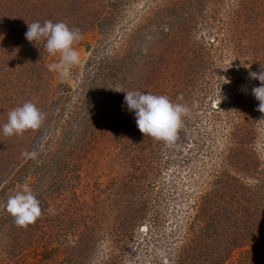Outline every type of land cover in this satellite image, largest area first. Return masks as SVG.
Segmentation results:
<instances>
[{"label": "rangeland", "instance_id": "obj_1", "mask_svg": "<svg viewBox=\"0 0 264 264\" xmlns=\"http://www.w3.org/2000/svg\"><path fill=\"white\" fill-rule=\"evenodd\" d=\"M45 20L81 32L67 75L25 37ZM241 61L264 65V0H0V125L26 101L45 113L0 133V264H262L261 82ZM126 90L189 108L174 142L138 129ZM25 184L43 214L18 227Z\"/></svg>", "mask_w": 264, "mask_h": 264}, {"label": "clouds", "instance_id": "obj_2", "mask_svg": "<svg viewBox=\"0 0 264 264\" xmlns=\"http://www.w3.org/2000/svg\"><path fill=\"white\" fill-rule=\"evenodd\" d=\"M25 37L34 43L44 40V47L50 55L60 54L59 63L49 65L50 71L60 69L62 75H67L68 69L80 62L79 52L73 45L81 39V32L63 21L28 23ZM240 66L249 69V78L261 82L251 92L259 101L258 110L264 113V65H261L260 71H251L249 64L244 61H241ZM124 105L129 112H134L137 127L143 134L166 143L176 140L183 118L189 114L186 105L173 102L167 95L153 94L150 91L126 90ZM44 120L45 113L35 103L26 101L8 113L7 122L0 125V133L5 136L22 135L29 129H39ZM26 155L35 158L36 152ZM6 207L18 227L35 223L43 214L40 200L26 184L18 186L15 193L8 197ZM47 211L55 210L50 207Z\"/></svg>", "mask_w": 264, "mask_h": 264}, {"label": "trees", "instance_id": "obj_3", "mask_svg": "<svg viewBox=\"0 0 264 264\" xmlns=\"http://www.w3.org/2000/svg\"><path fill=\"white\" fill-rule=\"evenodd\" d=\"M174 8L175 7H173V9L171 8L170 9V11L172 12L173 10H174ZM213 206L215 207V211H213V213H211V209L210 208H213L212 206H210V207H208V208H206V210H209L210 209V211H207L206 212V214H207V216H208V218L211 216V218L213 219V221H215V220H217L218 219V217H217V214L218 215H220L219 213L221 212L220 210H219V205L218 204H216V203H213ZM218 221H215V224L217 223ZM222 221H220L217 225H220V223H221ZM234 222H237L238 223V221L236 220V221H234ZM234 224H236V223H234ZM233 224V226L235 227V225ZM215 229L212 231L214 234L216 233V230H217V228H218V226L217 227H214ZM217 234V233H216ZM215 234V235H216ZM239 246H242V244H240ZM261 262H262V264H264V258L263 259H261Z\"/></svg>", "mask_w": 264, "mask_h": 264}]
</instances>
